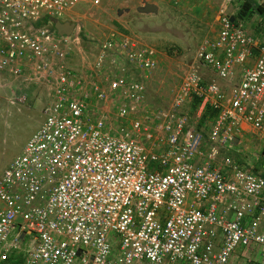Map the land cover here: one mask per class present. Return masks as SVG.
Here are the masks:
<instances>
[{
	"label": "built area",
	"instance_id": "1",
	"mask_svg": "<svg viewBox=\"0 0 264 264\" xmlns=\"http://www.w3.org/2000/svg\"><path fill=\"white\" fill-rule=\"evenodd\" d=\"M100 1L0 0V72L50 94L0 175V264H234L238 248L264 247V38L226 0L217 35L201 42L170 103L151 109L144 81L100 76L117 50L148 79L156 48L113 32L91 75L69 63L80 38L54 23ZM192 100L197 117L218 112L210 139L183 111ZM244 124L263 138L260 172L234 155Z\"/></svg>",
	"mask_w": 264,
	"mask_h": 264
},
{
	"label": "rangeland",
	"instance_id": "2",
	"mask_svg": "<svg viewBox=\"0 0 264 264\" xmlns=\"http://www.w3.org/2000/svg\"><path fill=\"white\" fill-rule=\"evenodd\" d=\"M170 1L164 0V5H160V12L156 14L138 10L144 5V0H101L96 6L91 2L80 6L69 20L76 23L75 33L80 38L68 58L69 63L89 76L101 43L110 33L117 32L119 39L122 35L134 37L138 40L139 47L148 45L159 52L158 65L149 72L150 76L146 82L145 107H166L181 81L184 70L194 61L202 40L217 35L220 26L219 15L226 3V0H181L178 4ZM241 2L242 0H234L231 5H227L228 12H236ZM245 22L254 29L258 38H264V21L259 20V16L256 15ZM253 25L258 26L257 30ZM105 58L108 68L101 74H112V71L117 74L120 70L114 66V61H117L121 68L127 67V60L120 51H108ZM128 66L131 73L137 76V71ZM100 77L104 79L105 76ZM13 78L17 80L14 76L0 72V175L22 152L31 134L43 120L44 109L50 101L49 88L46 86L27 83L19 80L20 78L15 81ZM155 96L157 101H153ZM193 101L187 102L183 108L190 120L198 119V109L196 110ZM120 102H123L121 98L112 100L110 108L105 111L113 116ZM256 140L254 143L258 145L248 142L245 143L246 147L244 146L248 151L247 160L250 164L261 160L259 155L263 149L262 140ZM239 251L240 248L236 253ZM250 257L253 260L250 264H263L256 258V254ZM248 258L240 257L235 263L242 264L243 261L247 262Z\"/></svg>",
	"mask_w": 264,
	"mask_h": 264
},
{
	"label": "crops",
	"instance_id": "3",
	"mask_svg": "<svg viewBox=\"0 0 264 264\" xmlns=\"http://www.w3.org/2000/svg\"><path fill=\"white\" fill-rule=\"evenodd\" d=\"M163 1V2H162ZM146 2H150V3H155L156 5H158V12H160V5L162 6V3H163V5H164V0H144V4L146 3ZM171 3H173L172 2V0L170 1ZM75 13V12H74ZM74 13H73V15H74ZM149 14V13H148ZM153 14H156V13H153ZM254 26V25H253ZM254 28H256V30H257V28H258V26L257 25H255L254 26ZM252 30H253V32L255 33V31H254V29L252 28ZM256 34V33H255ZM116 38H118V36H116ZM257 54H258V52L257 51H255V52H253V55L250 57V59L248 60V62L246 63V65H253L254 63H255V61H256V56H257ZM160 58V60H161V57H159ZM115 63L116 64H118V62L117 61H115ZM134 67V66H133ZM108 68V67H107ZM134 69H136V68H134ZM137 71H138V69H136ZM4 74H8V75H11L10 73H8V72H3ZM112 73H113V71H112ZM138 74H139V71H138ZM207 74H209L208 75V78H210V76H212L211 75V73H210V71L209 72H207ZM11 76H13V75H11ZM138 76V75H137ZM15 77V76H14ZM17 80H15L14 78V80L15 81H18V78L17 77H15ZM143 79H144V77H143ZM19 80H21V81H24L23 79H19ZM28 83V82H27ZM36 85H39L38 83H36ZM162 99H164V98H162ZM161 99V100H162ZM158 100V98L155 96V98H154V100L153 101H157ZM159 103V102H158ZM148 107H150L151 105H147ZM158 107H160V106H151V108L152 109H156V108H158ZM198 109V108H197ZM45 116V115H44ZM202 117V116H201ZM201 117H197L198 119L199 118H201ZM217 117V115L216 116H214V118H213V120H210V121H206V126H205V139L207 140V139H210V128H211V126L213 125V123H214V120H215V118ZM198 119H193L192 121L195 123L196 122V125L198 126ZM43 120H44V118H43ZM42 120V121H43ZM42 121L40 122V124L42 123ZM40 126V125H39ZM38 126V127H39ZM153 128L155 129V132L156 133H160L158 130H156V129H159V127H157V124H155L154 126H153ZM160 130V129H159ZM32 135V134H31ZM31 137V136H30ZM236 144H237V141L239 142V144L238 145H236V149H238L239 151V153L237 154L236 152H234V155L235 156H237V158L239 157V158H241L242 159V161H243V163H245L244 161H248L247 160V156H248V151H247V149L246 148H244V146L246 147V145H245V143L247 144L248 142H252V143H254V142H256L257 140L256 139H263L262 138V136H261V134L260 133H258L256 130H254L250 125H248V124H244L243 125V127H242V130H241V132L239 133V135H236ZM255 144V143H254ZM255 145H258V144H255ZM257 155V154H256ZM257 159V158H256ZM199 162H202L203 160L202 159H199L198 160ZM253 162H255L254 164H250V162L248 161V164H250L252 167H258L259 168V170H257L256 169V171H258V172H260L261 171V161H253ZM257 162V163H256ZM260 164V165H259ZM219 167L220 168H222L223 170H225V167H223L221 164H219ZM6 168V167H5ZM263 230H264V225H263ZM253 254H256V258L258 259V260H260L261 261V263H263L264 264V247H262V246H260V247H255V248H248V249H242V248H240V251L238 252V253H235L234 255H233V257H232V262L234 263V264H236L235 262H236V260H238L240 257H246V258H248V257H250V255H253ZM256 259V260H257ZM247 261H250V262H248V263H245L244 261L242 262V264H250L253 260L251 259V257L250 258H248L247 259ZM76 264H81L80 263V261L78 260L77 262H76Z\"/></svg>",
	"mask_w": 264,
	"mask_h": 264
},
{
	"label": "trees",
	"instance_id": "4",
	"mask_svg": "<svg viewBox=\"0 0 264 264\" xmlns=\"http://www.w3.org/2000/svg\"><path fill=\"white\" fill-rule=\"evenodd\" d=\"M236 15L238 18H241L245 21H250L254 16L257 15L259 16V20L263 22L264 21V1L259 2V0H242L239 6V9H238V13ZM43 23H45V21H43ZM193 102L197 110V108L200 105V101L194 100ZM217 114L218 112L216 110L207 106L203 111L202 117L198 119L199 120L198 128L205 129L206 121L213 120L214 116H216ZM256 169L259 170L258 167H255V170Z\"/></svg>",
	"mask_w": 264,
	"mask_h": 264
},
{
	"label": "water",
	"instance_id": "5",
	"mask_svg": "<svg viewBox=\"0 0 264 264\" xmlns=\"http://www.w3.org/2000/svg\"><path fill=\"white\" fill-rule=\"evenodd\" d=\"M138 10L142 13H158V5L155 3L146 2L143 6H140ZM57 32L60 35H72L75 30V22L57 20L54 23Z\"/></svg>",
	"mask_w": 264,
	"mask_h": 264
},
{
	"label": "clouds",
	"instance_id": "6",
	"mask_svg": "<svg viewBox=\"0 0 264 264\" xmlns=\"http://www.w3.org/2000/svg\"><path fill=\"white\" fill-rule=\"evenodd\" d=\"M172 2H173V1H172ZM233 2H234V1H232L231 4H232ZM173 3H174V2H173ZM231 4H229V5H231ZM238 9H239V7H237V11H238ZM219 19H220V15H219ZM75 28H76V26H75ZM251 28H252V27H251ZM74 31H75V30H74ZM254 34H255V33H254ZM255 35H256V34H255ZM256 36H257V35H256ZM205 38H206V37H205ZM205 38H204V39H205ZM204 39H203V40H204ZM203 40H202V41H203ZM107 52H108V51H107ZM98 53H99V52H98ZM158 56H159V52H158ZM124 58H125V56H124ZM125 59H126V58H125ZM126 60H127V59H126ZM105 64H106V69H105V70H107V67H108V66H107V62H106V60H105ZM126 64H127V67H125V68H124V67L121 68L120 65H119V63L116 64L115 61H114V66H117V68L120 70V71L118 72V74L124 73V74L127 75L128 77L131 76V78H136V79L142 80V81H144L145 85L147 86V83H146V82H147V79H145V80L143 79V76H142V74H141L142 72H141L140 70H138V71H139V74H137L138 76H136V75H134L133 73H131V71H130L131 69H129V66H128V65H130L132 68H136V67H133L128 61H127ZM120 68H121V69H120ZM127 68H128V71H127ZM136 69H137V68H136ZM136 69H135V70H136ZM105 70H104V71H105ZM104 71H103V72H104ZM136 71H137V70H136ZM138 71H137V73H138ZM107 74H108V73H107ZM107 74H105V75L107 76ZM103 75H104V74H103ZM105 75H104V76H105ZM104 76H103V77H104ZM146 92H147V90H146ZM145 103H146V99H145Z\"/></svg>",
	"mask_w": 264,
	"mask_h": 264
}]
</instances>
